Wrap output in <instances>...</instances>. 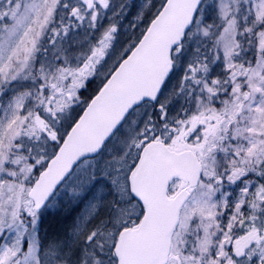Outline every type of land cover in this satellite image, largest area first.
<instances>
[{
    "label": "snow or ice",
    "instance_id": "1",
    "mask_svg": "<svg viewBox=\"0 0 264 264\" xmlns=\"http://www.w3.org/2000/svg\"><path fill=\"white\" fill-rule=\"evenodd\" d=\"M0 264H264V0H0Z\"/></svg>",
    "mask_w": 264,
    "mask_h": 264
},
{
    "label": "trees",
    "instance_id": "2",
    "mask_svg": "<svg viewBox=\"0 0 264 264\" xmlns=\"http://www.w3.org/2000/svg\"><path fill=\"white\" fill-rule=\"evenodd\" d=\"M95 88V81L91 82L88 87H87V90H84L83 91V96L84 97H88L94 90ZM53 217H49V220H52Z\"/></svg>",
    "mask_w": 264,
    "mask_h": 264
},
{
    "label": "rangeland",
    "instance_id": "3",
    "mask_svg": "<svg viewBox=\"0 0 264 264\" xmlns=\"http://www.w3.org/2000/svg\"><path fill=\"white\" fill-rule=\"evenodd\" d=\"M156 2L158 3V0H156ZM122 39H123V37H122ZM51 221V220H50Z\"/></svg>",
    "mask_w": 264,
    "mask_h": 264
}]
</instances>
